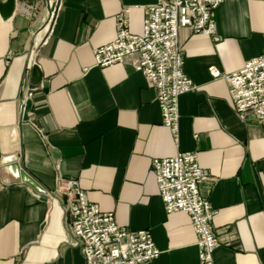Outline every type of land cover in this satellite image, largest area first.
I'll use <instances>...</instances> for the list:
<instances>
[{
    "label": "crops",
    "instance_id": "0c3cea01",
    "mask_svg": "<svg viewBox=\"0 0 264 264\" xmlns=\"http://www.w3.org/2000/svg\"><path fill=\"white\" fill-rule=\"evenodd\" d=\"M155 1L16 0L10 16L0 14V175L12 178L3 159L17 154L48 190L0 176V264H86L59 176L77 179L120 225L151 231L161 252L142 264H202L190 216L166 213L151 171L155 158L188 151L208 172L201 191L216 210L219 243L212 264H264V127L238 116L225 77L264 51V0H223L213 34L179 31L196 88L179 96L177 138L134 68L137 55L107 67L93 56L115 37L124 7L140 33Z\"/></svg>",
    "mask_w": 264,
    "mask_h": 264
},
{
    "label": "built area",
    "instance_id": "2783aa9c",
    "mask_svg": "<svg viewBox=\"0 0 264 264\" xmlns=\"http://www.w3.org/2000/svg\"><path fill=\"white\" fill-rule=\"evenodd\" d=\"M222 1L156 0L145 8L140 33L130 29L129 11L124 7L116 19L115 37L93 51L95 66L100 67L137 55L134 68L154 87L162 123L174 138L180 130L179 96L196 88L184 68L179 31L186 27L194 33L213 34L214 12ZM225 77L238 116L245 119L251 113L264 127V51ZM32 94L29 89L21 98L22 114ZM151 171L166 213L183 211L190 216L197 236L198 257L202 264H212L214 250L219 245L212 225L216 210L202 195L201 184L208 178V172L200 166L198 155L188 151L155 158ZM4 186L0 178V189ZM56 189L65 199L70 232L86 264H142L160 255L150 230H130L120 225L112 211H104L87 199L77 179L59 176Z\"/></svg>",
    "mask_w": 264,
    "mask_h": 264
},
{
    "label": "water",
    "instance_id": "95a60500",
    "mask_svg": "<svg viewBox=\"0 0 264 264\" xmlns=\"http://www.w3.org/2000/svg\"><path fill=\"white\" fill-rule=\"evenodd\" d=\"M16 0H7L6 2H0V14L7 18L11 15L14 6H15ZM31 102L28 103L26 106L25 112L27 113L28 109L30 108ZM25 113L24 117L27 119V114ZM3 162L6 164V168L8 169V172L10 176L12 177L9 181L4 180L3 176L1 178L11 183L12 181H20L25 184L30 185L34 190H36L39 193H47L48 190H46L37 180L36 178L31 175L29 172L25 171L24 167L22 166L21 162L18 160L17 154H12V156H8L3 159Z\"/></svg>",
    "mask_w": 264,
    "mask_h": 264
}]
</instances>
